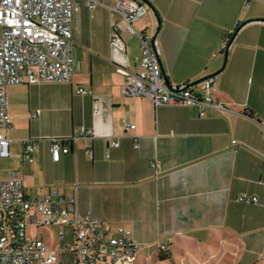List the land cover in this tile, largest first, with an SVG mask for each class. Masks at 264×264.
Wrapping results in <instances>:
<instances>
[{"label":"crops","instance_id":"0c3cea01","mask_svg":"<svg viewBox=\"0 0 264 264\" xmlns=\"http://www.w3.org/2000/svg\"><path fill=\"white\" fill-rule=\"evenodd\" d=\"M74 1L71 81L6 90L5 158L15 161L26 195L68 197L77 187L81 214L130 229L138 252L157 257L161 249L164 262L264 264V0H137L148 14L136 26L156 32L172 87L215 74L213 95L226 110L205 106L203 116L197 106L122 95L128 79L118 68L140 70L137 36L112 10L114 0H94L91 9ZM235 29L224 60L220 42ZM113 35L123 50L110 44ZM202 83L190 87L203 93ZM124 123L134 127L125 131ZM80 127L95 136L80 135ZM115 138L119 145L110 147ZM51 140L70 147L57 161ZM24 141L35 146L33 162L22 158ZM35 221L29 213V239L28 225L49 226Z\"/></svg>","mask_w":264,"mask_h":264},{"label":"built area","instance_id":"2783aa9c","mask_svg":"<svg viewBox=\"0 0 264 264\" xmlns=\"http://www.w3.org/2000/svg\"><path fill=\"white\" fill-rule=\"evenodd\" d=\"M85 3L89 9L97 4L94 0H85ZM78 6L74 0H0V157L9 155V140L4 136L10 126L7 86L71 81L70 21ZM112 10L121 16L127 32L139 40V72L118 68L128 79L121 87L122 95L147 97L155 106H197L200 116L204 115L205 106L221 112L226 110L225 105L214 98L213 78L203 80V93L190 86L178 90L164 85L162 66L151 41L153 36L136 26L148 13L145 3L114 0ZM227 40H221L220 50L226 48ZM110 44L123 50L116 35L111 37ZM262 90L264 92V86ZM76 92L84 94L91 93V90L79 88ZM123 127L128 131L134 125L124 123ZM79 132L80 135L95 136L94 131L85 127H80ZM108 145L117 147L119 139H110ZM34 149L32 141H24L23 160L33 162ZM69 150L66 141H50L49 153L54 161ZM15 177V172L7 177L0 173V264H61L58 257L65 250L72 252L75 264L136 263L139 247L132 241L130 229L112 228L90 214H81L75 196L77 187L68 197L52 191L30 198L22 182ZM237 200L246 204L257 203V199L247 196ZM29 213L35 216L37 225L68 228L73 247L50 248L41 238L26 237L25 224ZM65 236V232L59 231L58 242Z\"/></svg>","mask_w":264,"mask_h":264},{"label":"rangeland","instance_id":"374dc122","mask_svg":"<svg viewBox=\"0 0 264 264\" xmlns=\"http://www.w3.org/2000/svg\"><path fill=\"white\" fill-rule=\"evenodd\" d=\"M148 14V13H147ZM0 28V33H1ZM14 163L15 161L11 158H3L0 157V173L3 177H7L11 172L14 171ZM120 227H124L123 225H117ZM27 236L31 238H41L44 243L50 248H61L65 249L67 246H72L71 244V236L68 228L58 227L57 225H49V226H27ZM59 231H63L66 233L64 240L58 242L57 233ZM73 247V246H72ZM137 260L135 264H172L169 260L158 261L157 257L155 256H148V251H144L141 249L138 253ZM59 261L62 264H75L74 256L72 252L62 251L59 255Z\"/></svg>","mask_w":264,"mask_h":264},{"label":"water","instance_id":"95a60500","mask_svg":"<svg viewBox=\"0 0 264 264\" xmlns=\"http://www.w3.org/2000/svg\"><path fill=\"white\" fill-rule=\"evenodd\" d=\"M243 25V24H242ZM236 30L237 29H235L234 30V32H233V34H232V37L228 40V42H227V44H226V48H225V50H224V52H223V56H224V60H225V57H226V55H227V50H228V47H229V44L231 43V41L233 40V37H234V35H235V33H236ZM155 38H156V32L154 33V35H153V38L151 39V41H152V45H153V47L156 49V47H155ZM161 72H162V70H161ZM215 74H213V75H211V76H205V77H203L202 79H199V80H197V81H195V82H190L189 84H187L186 86H181V87H178V86H176V87H172L169 83H168V80L164 77V75L162 74V76H163V83H164V85L166 86V87H168V88H173V89H178V90H182V89H184V88H186V87H189V86H191V85H195V84H197L198 82H200V81H203V80H205L206 78L208 79V78H211L212 76H214Z\"/></svg>","mask_w":264,"mask_h":264},{"label":"trees","instance_id":"16d2710c","mask_svg":"<svg viewBox=\"0 0 264 264\" xmlns=\"http://www.w3.org/2000/svg\"><path fill=\"white\" fill-rule=\"evenodd\" d=\"M230 37H231V35L228 36V40L230 39ZM228 40H227V42H228ZM226 44H227V43H226ZM224 50H225V49H224ZM224 50H221V52L224 51ZM184 86H186V85H184ZM63 141H66V140H63ZM157 258H158L159 261H164V260H166V259L168 258V256H167V255H164V254L162 253V251L159 250V254H157Z\"/></svg>","mask_w":264,"mask_h":264}]
</instances>
